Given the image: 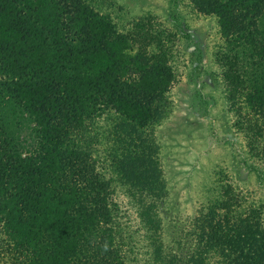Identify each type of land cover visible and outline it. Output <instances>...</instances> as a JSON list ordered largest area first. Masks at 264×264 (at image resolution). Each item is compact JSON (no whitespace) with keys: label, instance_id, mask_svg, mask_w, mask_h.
<instances>
[{"label":"trees","instance_id":"16d2710c","mask_svg":"<svg viewBox=\"0 0 264 264\" xmlns=\"http://www.w3.org/2000/svg\"><path fill=\"white\" fill-rule=\"evenodd\" d=\"M192 5L201 15L215 17L227 51H237L236 38L246 33L252 41L245 55L254 54L264 0H192ZM175 9L166 16L180 30ZM244 24L252 30H239ZM135 26L130 36L116 33L110 18L95 12L88 0H0V264L138 262L113 234L120 227L112 215L114 192L96 171L97 149H89L93 140L88 134L109 113L121 119L128 135L161 116L160 98L173 73L161 49L158 54L146 53L160 34ZM183 38L191 37L185 32ZM228 58L220 55L215 64L220 70L229 64L224 71L228 101L250 125L240 127V133H257L264 129V70L260 83L244 87L254 68L225 62ZM251 142L253 150L258 147V140ZM101 150L97 154L106 151ZM118 172L126 182L144 187L128 158L125 165H118ZM142 179L147 188L152 186L148 177ZM226 200L233 210L226 206L218 216L216 206L207 216L227 217L226 223L232 219L229 228L238 229L236 239L254 248V231L238 217L243 214L241 203L228 196ZM163 205L150 206L151 212L157 209L155 217L143 213L150 227L141 231L136 222L137 229L129 228L126 237L137 234L150 246L161 245L153 240L157 234L150 232L160 225L167 231L164 224L169 220H162V215L177 212L162 209ZM212 233L217 238L200 234L196 248L201 250L196 253L190 240L181 251L173 247L180 240L171 238L172 255L163 264H175L174 254L184 264H217L215 256L224 253L229 232ZM227 264L238 263L233 259Z\"/></svg>","mask_w":264,"mask_h":264},{"label":"rangeland","instance_id":"374dc122","mask_svg":"<svg viewBox=\"0 0 264 264\" xmlns=\"http://www.w3.org/2000/svg\"><path fill=\"white\" fill-rule=\"evenodd\" d=\"M88 3L95 12L108 16L120 35L130 36L137 24L145 30L151 29L149 32L154 36L160 34L153 48L146 46V53L158 54L161 49L162 59L173 73L171 83L160 98L161 116L156 123L128 135L121 119L109 113L89 129V138L93 140L89 149H97L96 171L114 192L112 215L115 224L120 225L117 232L113 230L115 237L123 241L129 256L133 252L138 259L136 264H163L172 255L168 250L171 238L180 240L173 247L181 251L190 240L196 253L201 250L196 248L201 242L200 234L217 238L213 230L217 235L228 231L229 243L222 246L224 253L215 256L217 264H227L233 259L238 264H264V129L258 125L256 128L262 129L257 133H240V127L250 129V125L241 121L246 117L242 112L241 117L236 115L235 106L231 107L228 101L225 91L228 78L224 71L230 68L229 64L222 65L221 70L215 64L220 55L227 56L225 62H239L254 68L247 74L244 87L261 82L264 5L263 19L260 23L257 21L258 29H255L257 36L252 48L255 52L249 57L245 54L252 37L243 33V38H236L237 51H227L215 17L195 11L192 0H88ZM170 9L180 13V30H175L168 21L166 14ZM239 30H252V26L244 24ZM185 32L191 37L188 41H184ZM252 129L255 130L253 126ZM22 135L29 139L27 133ZM252 138L258 140L254 150ZM101 149L106 150L104 154H97ZM127 158L137 168L135 177L144 187L126 182L118 172V165H125ZM144 176L152 182L151 187L142 182ZM224 192V202L228 196L241 203L243 214L238 217L244 218L254 231L251 241L254 248L237 240L238 229L229 228L232 219L226 223L227 217L222 220L207 216L208 210L214 212L216 206L218 216L225 212L226 206L233 210L221 200ZM160 202H164L162 209L177 211L176 216L162 215V220H169L164 224L169 226L167 231L160 225L157 231L150 232H155L157 237L153 240L162 244L150 246L137 234L127 238L129 228L137 229L136 222L141 231L150 227L143 213L155 217L157 209L151 212L150 206ZM172 220L176 223H171ZM174 255L177 260L173 259V263L184 264Z\"/></svg>","mask_w":264,"mask_h":264}]
</instances>
